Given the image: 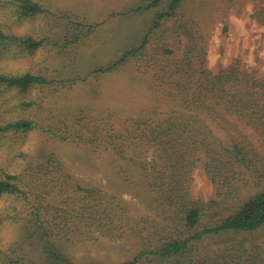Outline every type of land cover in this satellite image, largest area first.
<instances>
[{"label": "rangeland", "instance_id": "374dc122", "mask_svg": "<svg viewBox=\"0 0 264 264\" xmlns=\"http://www.w3.org/2000/svg\"><path fill=\"white\" fill-rule=\"evenodd\" d=\"M34 1L43 12L21 17L10 13L15 0H0V24L9 37L0 39V73H30L48 81L34 84L26 92L0 84V123L18 118L34 123L27 132H0V175H19L18 182L29 193L31 204L46 207L44 218L50 223L62 222L74 214L81 196L76 197L72 183L66 185L65 181L58 185L67 193H59L54 174L47 171L50 166H42L52 153L83 187L98 188L119 199L128 208L126 222L156 220L145 185L125 175L136 174L138 167L120 161L104 145L97 148L90 140L107 134L112 127L120 131L132 119L156 122L177 109L173 97L160 88L157 76L172 70L185 55L188 38L176 33L180 25L186 26L188 35L202 38L205 68L212 73L240 62L247 71L264 78V0H185L153 33L156 16L168 11L169 0L143 11L135 9L152 0ZM147 36L149 44L143 55L128 59L115 70L100 71L138 48ZM28 37L43 42L29 49L22 42ZM217 135L228 140L224 134ZM68 136L73 137L68 140ZM142 153L136 155L137 160H144L146 152ZM243 178L239 184L242 199L259 190L251 175ZM191 191L203 202L217 198L218 190L205 171L203 158L193 171ZM30 214L23 199L0 196V264H9L16 254L29 256L41 243L35 238L23 243ZM77 216H73L76 222ZM94 218L88 215L83 220L88 240L73 238L69 245L74 263L122 264L131 260L140 247L139 239L120 240L113 235L119 222L102 231ZM224 242H206L202 250L241 245L253 250L252 254L262 248L264 257V228L227 237ZM35 260L44 263L42 256Z\"/></svg>", "mask_w": 264, "mask_h": 264}, {"label": "trees", "instance_id": "16d2710c", "mask_svg": "<svg viewBox=\"0 0 264 264\" xmlns=\"http://www.w3.org/2000/svg\"><path fill=\"white\" fill-rule=\"evenodd\" d=\"M15 1L10 9L14 16L30 17L43 12L42 6L34 0ZM161 1L152 0L135 10L151 9ZM184 1L169 0L168 11L157 14L151 33L160 27L161 21L171 18ZM1 26L0 39L7 40L9 37ZM185 29V25H180L176 30L177 34L188 38L183 59L172 70L162 71L161 76H157L161 80L160 88L173 97L177 109L156 122L132 119L122 130L112 127L107 134L90 140L97 148L104 145L105 150L120 161L138 167L134 175L125 174L122 168L120 171L127 177L131 175L128 180L137 178L139 185H145L152 196L157 219L126 222L128 208L119 199L104 195L98 188L83 187L51 153L42 166H50L46 167L47 171L54 174L60 194L67 192L63 193L64 188L58 184L72 183L73 193L81 196L80 202L74 206V214L62 222L50 223L44 218L46 207L31 204L29 193L18 182L19 175H0V196L9 194L29 204L31 214L25 225L27 237L23 243L34 238L41 241L29 256L16 254L9 264H38L35 260L38 256H42L43 264H75L69 245L73 238L88 240L82 228L88 215L95 217L102 231L107 225L119 222V229L113 235L120 240L139 239L140 247L134 257L122 264H264L262 248L254 254L241 245L209 252L202 250L206 242L225 243L227 237L264 228V78L247 71L240 62L212 73L205 68L206 51L203 40H199L202 38L188 35ZM22 42L33 49L43 41L28 37ZM148 44L147 36L138 48L125 52L100 71L115 70L128 59L143 55ZM47 82L30 73H0V84L24 92L34 84ZM156 114L151 117L155 118ZM33 125L29 119L18 118L0 123V132H27ZM217 132L226 135L228 140L220 138ZM254 138L258 140L255 142ZM142 152H146V156L138 161L136 155L142 156ZM201 158L218 190L217 198L208 202L195 198L191 191L192 174ZM245 174L251 175L254 188L259 190L242 199L239 184ZM76 213L78 222L73 218ZM56 217L61 218L59 214Z\"/></svg>", "mask_w": 264, "mask_h": 264}]
</instances>
